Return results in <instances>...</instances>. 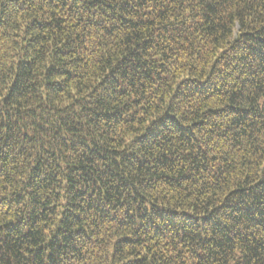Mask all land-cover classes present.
Wrapping results in <instances>:
<instances>
[{
    "label": "trees",
    "instance_id": "1",
    "mask_svg": "<svg viewBox=\"0 0 264 264\" xmlns=\"http://www.w3.org/2000/svg\"><path fill=\"white\" fill-rule=\"evenodd\" d=\"M0 264H264V0H0Z\"/></svg>",
    "mask_w": 264,
    "mask_h": 264
}]
</instances>
